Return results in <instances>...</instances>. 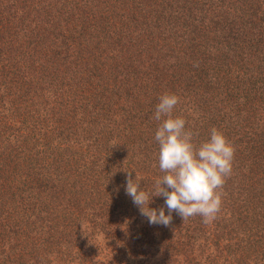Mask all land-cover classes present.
Wrapping results in <instances>:
<instances>
[{
	"label": "trees",
	"instance_id": "16d2710c",
	"mask_svg": "<svg viewBox=\"0 0 264 264\" xmlns=\"http://www.w3.org/2000/svg\"><path fill=\"white\" fill-rule=\"evenodd\" d=\"M165 93L235 146L209 223L125 192ZM0 264H264V0H0Z\"/></svg>",
	"mask_w": 264,
	"mask_h": 264
},
{
	"label": "clouds",
	"instance_id": "9594fccd",
	"mask_svg": "<svg viewBox=\"0 0 264 264\" xmlns=\"http://www.w3.org/2000/svg\"><path fill=\"white\" fill-rule=\"evenodd\" d=\"M178 95L165 93L156 105L154 118L160 121L155 132L159 144V168L164 175L151 190H145L138 174L129 178L126 194L150 224L169 225L172 213L185 218L200 215L205 223L214 220L222 206V192L233 169L235 146L219 129L197 145L194 133L182 116H174ZM155 196H163L165 207L153 208Z\"/></svg>",
	"mask_w": 264,
	"mask_h": 264
}]
</instances>
